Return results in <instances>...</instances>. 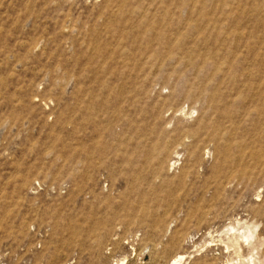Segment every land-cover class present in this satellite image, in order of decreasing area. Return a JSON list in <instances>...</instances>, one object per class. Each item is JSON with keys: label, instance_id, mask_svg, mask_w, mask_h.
<instances>
[{"label": "rangeland", "instance_id": "374dc122", "mask_svg": "<svg viewBox=\"0 0 264 264\" xmlns=\"http://www.w3.org/2000/svg\"><path fill=\"white\" fill-rule=\"evenodd\" d=\"M264 264V0H0V264Z\"/></svg>", "mask_w": 264, "mask_h": 264}, {"label": "bare ground", "instance_id": "6f19581e", "mask_svg": "<svg viewBox=\"0 0 264 264\" xmlns=\"http://www.w3.org/2000/svg\"><path fill=\"white\" fill-rule=\"evenodd\" d=\"M181 262V259H179V260H175L174 262H173V264H179Z\"/></svg>", "mask_w": 264, "mask_h": 264}]
</instances>
